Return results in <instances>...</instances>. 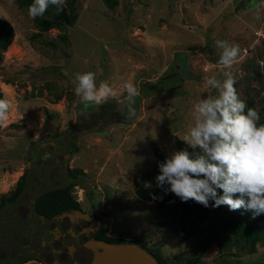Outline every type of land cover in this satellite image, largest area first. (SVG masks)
I'll list each match as a JSON object with an SVG mask.
<instances>
[{"label":"rangeland","instance_id":"obj_1","mask_svg":"<svg viewBox=\"0 0 264 264\" xmlns=\"http://www.w3.org/2000/svg\"><path fill=\"white\" fill-rule=\"evenodd\" d=\"M262 3L66 0L64 8L75 16L73 23L42 29L40 17H29V6L0 0V18L14 30L12 42L0 55V92L12 104L8 121L0 125V195L13 188L23 172L44 164L47 159L41 158L59 154L84 180V186L71 188V196L102 219L106 233L138 240L152 248L162 264H186L184 258H197L198 236L187 239L172 221L158 216L162 188L156 199L149 200L135 189L156 188L152 183L160 171L155 150L163 161L178 150L177 140L193 156L199 151L181 140L194 123L197 97L216 94L204 78L224 79L217 40L239 46V57L229 71L236 78L239 99L262 117L264 7L257 8ZM56 13L49 6L42 18L54 19ZM85 72L95 73L97 85L107 81L116 92L109 98L115 101V113L92 121L90 128L83 124L102 109L99 105L86 109L74 91L75 74ZM178 74L183 80H170L164 90L152 92L147 86ZM129 83L141 97L131 105L134 115L125 88ZM26 108L29 116L22 117ZM228 250L242 264H264L261 245L255 253ZM138 253L143 260V252ZM222 253L211 245L201 264H241L221 258Z\"/></svg>","mask_w":264,"mask_h":264},{"label":"clouds","instance_id":"obj_2","mask_svg":"<svg viewBox=\"0 0 264 264\" xmlns=\"http://www.w3.org/2000/svg\"><path fill=\"white\" fill-rule=\"evenodd\" d=\"M65 3L66 0H33L28 15L33 20L42 18L50 5L62 10ZM261 7L264 3L257 5ZM216 47L221 50L218 65L224 79L215 75L204 78L216 94L197 97L193 103L194 123L181 140L199 151L194 156L187 150L167 155L158 166L157 186L181 202L192 200L206 208L212 202L216 208L250 211L255 218L264 215V124L259 123V111L247 108L239 99L236 78L229 71L239 57V46L217 40ZM74 83V91L85 107L100 105L116 95L107 81L97 85L93 72L76 73ZM125 88L129 111L134 115L131 105L139 91L131 83ZM11 107L10 100L0 99V125L8 121Z\"/></svg>","mask_w":264,"mask_h":264},{"label":"flooded vegetation","instance_id":"obj_3","mask_svg":"<svg viewBox=\"0 0 264 264\" xmlns=\"http://www.w3.org/2000/svg\"><path fill=\"white\" fill-rule=\"evenodd\" d=\"M59 161V172L66 170L60 180L54 165H39V171L27 172L23 192L0 207V264H141L145 256L141 260L138 250L153 256L139 241L105 232L102 219L71 196L73 186H84L83 177L76 179ZM70 183L76 205L62 206L60 196H44Z\"/></svg>","mask_w":264,"mask_h":264},{"label":"trees","instance_id":"obj_4","mask_svg":"<svg viewBox=\"0 0 264 264\" xmlns=\"http://www.w3.org/2000/svg\"><path fill=\"white\" fill-rule=\"evenodd\" d=\"M20 6H29L33 3V0H16ZM110 4V0H107ZM53 6V5H50ZM57 9L56 6H53ZM75 19V16L69 12H66V9L63 6L62 10L57 9L56 16L54 19L48 18H38L37 21L42 27V29H48L52 26H60L63 22L71 25ZM14 37V30L12 24L4 19L0 18V55L1 51H4L7 46L12 42ZM172 77V76H171ZM174 80L175 82H179L183 80V76L179 74L177 76H173L172 78H164L160 79L154 84H148L147 86L154 91L164 90L169 85V81ZM144 90V89H143ZM142 90V93H145ZM141 97H137L139 99ZM0 99H3L2 93L0 92ZM96 104H89L86 109H91ZM115 101L112 99L107 100L99 105L102 112L96 115V118H92L86 121L83 125L84 127H92V121H98L105 119L108 115L114 114ZM259 123L264 124V114L262 115ZM178 150H185L184 145L177 140ZM37 152V151H36ZM61 154V153H60ZM154 155L157 159V166L160 163H163L162 157L160 153L156 150ZM47 157V155H46ZM61 155H51L50 158H41L45 160L44 164H49L56 166V163H60ZM59 159V160H58ZM57 160V161H56ZM66 162V161H65ZM43 167V166H42ZM43 171L46 169L41 168ZM34 171H39L40 166H34ZM70 175L79 180L80 174H75L73 170L69 169ZM27 174L25 172L16 182L15 186L8 192L2 193L0 195V207L7 201H12L17 198L19 194L23 192V188L25 187V180ZM152 176V175H151ZM150 177V176H149ZM74 183V182H73ZM73 183H70L67 186H63L62 188L55 189L51 192H46L44 196H60L61 202L67 206V203L71 205H76L77 203L72 200L69 194V187ZM153 182L152 185H154ZM159 186H156L154 190H150L148 188L143 189H135V193L144 199L157 198L158 192L160 191ZM219 191V190H218ZM162 196H159V201L157 202L156 209L157 214L160 218L167 219L172 221L177 227L183 232L185 238L189 239L192 235H197L199 239L198 243V255L197 258H184L186 264H201V260L203 258L204 252L211 245H215L219 250H223L224 253L220 254V257L224 259L227 257L228 261L235 263H241L242 260H238L234 258L233 252H230V248L234 247L235 249L245 250L248 253H255L257 251V246L261 245L264 247V215L257 216L253 218V214L250 211H245L243 209L237 211H230L225 206H220L218 208L212 207V202H210L209 207H204L201 204H198L192 200L188 202H181V200L176 197L174 194L168 193L164 194L162 190ZM222 194V193H220ZM157 196V197H156ZM43 199V197H41ZM42 201V200H41ZM39 204V202H38ZM164 205H168L164 208ZM60 207L55 209V211L59 210ZM61 209V208H60ZM49 214V213H47ZM200 222H206L205 225L201 226L198 224ZM121 240V239H120ZM133 242H138V240H132ZM147 250L158 260V256L155 254L152 248H147ZM228 250V251H227ZM264 260V257L261 259ZM159 262V261H158ZM249 262V261H247ZM162 264L161 262H159ZM173 264V263H172Z\"/></svg>","mask_w":264,"mask_h":264},{"label":"water","instance_id":"obj_5","mask_svg":"<svg viewBox=\"0 0 264 264\" xmlns=\"http://www.w3.org/2000/svg\"><path fill=\"white\" fill-rule=\"evenodd\" d=\"M78 144L79 143L77 142V146H78ZM143 254H144L145 258L141 264H160L154 256H150L146 252H143Z\"/></svg>","mask_w":264,"mask_h":264},{"label":"crops","instance_id":"obj_6","mask_svg":"<svg viewBox=\"0 0 264 264\" xmlns=\"http://www.w3.org/2000/svg\"><path fill=\"white\" fill-rule=\"evenodd\" d=\"M1 84H4V85H7L5 82H1ZM25 113H23V114H21V113H19L18 115H22V117H24V116H26V117H28L29 115L27 114L28 113V109L26 108V110L24 111ZM30 114V113H29Z\"/></svg>","mask_w":264,"mask_h":264}]
</instances>
